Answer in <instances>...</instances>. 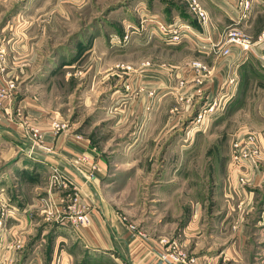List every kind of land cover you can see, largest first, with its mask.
Returning a JSON list of instances; mask_svg holds the SVG:
<instances>
[{
	"label": "rangeland",
	"instance_id": "1",
	"mask_svg": "<svg viewBox=\"0 0 264 264\" xmlns=\"http://www.w3.org/2000/svg\"><path fill=\"white\" fill-rule=\"evenodd\" d=\"M141 1L148 7L172 3L170 12L180 18L179 22H188L181 15L189 14L185 3L176 5L172 0H17L13 3L15 10L4 17L2 50L0 46L5 57L4 71L8 60L20 65L7 68L17 86L16 101H33L42 113L48 117L52 114L81 136L92 160L103 162L98 170L102 174L97 189L104 204L130 233L129 243L119 244L117 250L98 248L85 245L82 237L72 232L64 213L58 218L45 217L41 199L52 190L50 166L35 167L23 146L0 138V242L11 239L6 227L19 225L22 240L15 244L20 254L17 264H31L33 254L45 260L49 247H54L56 233L63 228L70 236L58 240L55 247L72 253L73 264H131L128 246L140 239L132 236L130 226L152 243L174 241L195 258L185 230L193 208L200 210L198 228L211 232V211L219 202L214 197L218 190L213 184L232 164V138L264 127V78L258 74H254L255 78L250 74L240 77L237 94L202 129L194 128L202 98L185 102L187 99H180L179 95L169 101L164 97L158 101L162 105L157 106L156 102L147 108L145 116L130 112L125 102L133 91L128 71L133 64L143 68L162 64L167 68L165 72L172 71L191 59L195 48L186 38L178 44L156 39L137 42L133 39L135 33L123 41L128 27L138 26L142 17L147 19L142 14ZM261 2L253 0L252 16L259 6L264 8ZM12 11L19 13L20 21H6ZM258 18L264 22V11ZM174 19L171 16L164 21ZM241 30L249 38L255 32L251 27ZM114 36L118 42L110 40ZM130 57L138 60L131 62ZM248 64L250 70H257L262 63L252 57ZM177 161L180 163L175 169L173 164ZM236 170L240 173V186L254 189L242 184L243 170ZM263 194L256 197L244 227L247 264H264V231L258 223ZM31 203L34 209L25 214L23 205ZM9 205L19 210L13 212ZM91 214L90 211L89 223ZM139 247L138 244L137 252Z\"/></svg>",
	"mask_w": 264,
	"mask_h": 264
},
{
	"label": "crops",
	"instance_id": "2",
	"mask_svg": "<svg viewBox=\"0 0 264 264\" xmlns=\"http://www.w3.org/2000/svg\"><path fill=\"white\" fill-rule=\"evenodd\" d=\"M70 1L78 2L81 0ZM172 1H175L176 5H180V1L185 3L189 14L187 16L184 12L181 15L187 18L188 22L186 23H197L196 17L189 11L188 0ZM198 1L207 14V25L203 27V32L207 36V40L213 43L221 42L222 35L231 23L232 18V15H228L227 12L222 9L223 3L226 0ZM15 2H17V0H0V43L3 42L2 38L4 37V17L11 10H15L13 7V3ZM141 4H143L141 6L143 12H141L143 15L145 14L147 18H158L163 21L171 16L172 18L175 17V19L178 18V16L176 17L174 13L170 12V9L173 10L174 8L172 3L171 6H165L166 4L164 3H154L151 4V7H148L142 1ZM50 7L52 8V6ZM263 9L264 8L259 6L253 13V16L250 12L251 14H249L238 26V28H240L239 30H241V28L245 30L246 27H251L253 31L257 32L250 35L252 46L249 51L243 52L238 46H230L229 52L222 55L216 51L222 46V43H219L214 49L212 48L213 45L211 49L202 51L193 48L194 52L191 59L168 72H165L167 68L162 64H152L150 66L151 68H143L139 66L138 63L133 64L134 66L130 65L131 69L128 71H131L129 75L130 77L132 76L130 82L133 91L128 95L125 102L130 107V112L145 116L148 113L146 111L147 108L150 106L154 107L156 102L157 106H161L162 104L158 101L164 97L165 101L173 99L175 95L185 97L187 99L185 102L195 101L196 98L199 99L196 93L197 84L194 82L195 74L189 68L192 60H201L210 68V71L207 74H202L201 77L202 83L200 87L204 92V96H216V94L220 92V87L230 78L233 79V82L226 86V105L237 94L240 77H243L244 74H250L251 78H255L254 74H258L260 78H264V39H259V33L261 29L264 28V22L260 21L258 18V14L263 12ZM251 11H253V7ZM164 13H168V15L164 16ZM17 14H19L17 11H12V15H10V18L6 19V21L8 20V23H10L11 20L14 22L16 20L17 22L20 21ZM183 17L181 18L184 19ZM182 21L185 22L184 20ZM141 37V34H136L133 39L138 42V38ZM158 38L159 37L155 35L152 39L161 42L162 40ZM110 40L116 41L115 36L111 37ZM0 46L2 50L3 43L0 44ZM249 55L252 56L249 57ZM252 57L262 63L260 66L257 65V70L249 69L248 63ZM129 60L134 62L138 59L134 60V58L130 57ZM126 62H128V60ZM8 64L10 67H8ZM14 64V62L9 60L8 63H6L7 67L5 74L9 78L11 77L9 76L10 72L8 73L7 68H14ZM15 66L16 68L20 67L19 64H15ZM181 79L187 82L184 88L179 87L178 84L175 83L176 81L179 82ZM168 92L172 95H167ZM262 115L264 116V111ZM50 117L54 116L50 114L48 117L42 113V110L39 109L33 101H25V99L16 101L14 95L11 105L4 106L0 110V138L6 139L8 143L23 146L25 148L24 153L29 155L31 163L35 167H40L42 164L47 167L50 166L51 172L52 169L58 171L64 186L55 183L51 184L52 190H50L51 192L49 193L55 201H57L58 198H64L77 192L82 202L87 203L88 206L91 205L92 214L89 225L82 227L83 229L72 228V232L78 233L82 237L85 245H92L98 248L104 246L109 249L112 248L113 250H117L119 244H124L125 242L129 243L130 233L126 226L115 218L110 208L104 204L102 196L97 189L100 180L99 177L102 172L97 171L95 172L96 175L94 174V178L89 181L85 180L86 173H88L87 166L84 164L75 165L72 163V158L79 155L82 149L73 141L70 130L56 135L51 134L49 131ZM24 120L32 125L38 126L43 131V141L37 147H33L28 136L22 133L26 131L25 126L22 124ZM255 134L257 136V143L264 149V127L257 128ZM90 157L92 160L93 157ZM98 162L102 167L103 162L100 160ZM179 163L180 162L177 161L173 164V168L176 169ZM263 166L264 163L258 165L254 169L247 170V173L244 175L245 177L241 180L244 182L242 184L250 185V187H254V189H247L240 186L241 182L239 183L238 181L240 173L236 170L235 166L233 167V164H231V166L229 164L230 170H228V167L226 172L217 180V183L213 184L218 190V195L215 194L214 197L219 199V202L211 211V232L205 233L207 231H204L203 228H198L200 210L197 206L193 208V215L191 219H189V224L186 225L185 230L187 231L191 253L195 254L194 264L248 263V258L244 251L246 249L245 246L247 247L248 244L244 227L254 209L256 197L258 198L263 194H261V191L264 190V169L262 168V171H258L259 167ZM35 191L36 190H34V192ZM38 193L42 192L39 191ZM172 194L175 193L173 192ZM33 204L34 203L23 205L22 211L25 214H27L28 211L30 213L31 209L35 207ZM8 209L13 210V212L19 210L14 205H11ZM258 223L261 225L259 227H262L264 231V225L259 221ZM5 225L6 223L4 222V226ZM5 229L7 233L11 234V239L0 242V264H17L20 254L19 250L15 248V244L19 243V239L22 240L20 236V227L18 224L15 225V223H13L10 225V228L6 227ZM67 234L69 233L66 232L65 228L57 232L53 239L54 247H49L46 259L43 260L41 255L35 256V254H33L30 258L33 260L31 264H50V259H52L50 262L53 264L54 260L56 262L58 257L60 264H73L75 257L72 253L69 251L67 252L65 248L55 247V243L58 240H66V238L70 236V234ZM262 237L264 238V232L262 233ZM21 245L23 246V242H21ZM136 246L137 242H135L132 247L128 246L127 249V254L131 257V264H163L155 259L147 250L137 252Z\"/></svg>",
	"mask_w": 264,
	"mask_h": 264
},
{
	"label": "built area",
	"instance_id": "3",
	"mask_svg": "<svg viewBox=\"0 0 264 264\" xmlns=\"http://www.w3.org/2000/svg\"><path fill=\"white\" fill-rule=\"evenodd\" d=\"M264 2V0H262ZM253 0H226L223 3L222 9L227 12L228 15H232L231 23L226 28V31L222 35V46L216 50L220 54L224 55L229 52L230 46H238L243 52L249 51L252 46V41L245 33L241 32L238 25L246 19L252 10ZM189 11L196 17V26L179 22V19H174L172 22H166L158 18H140L139 25H131L126 29L122 35V40L129 39L131 34H141L142 37L138 40L152 39L155 35L159 37L163 42L168 44H178L181 41L188 40L198 50L214 49L219 43H213L207 40V36L203 32V27L207 25V14L200 5L198 0H188ZM264 38V29L259 35V39ZM114 41V40H113ZM116 42L117 39H116ZM5 57L3 52H0V110L4 106L11 105L14 98L17 86L12 78H9L5 74ZM264 63V59H263ZM190 70L194 72V82L197 84L196 93L199 99L202 98L203 105L198 111L196 119H194L195 129H202L208 126V120L224 108L226 103L227 91L226 86L233 82L230 78L225 84L220 87V92L216 96L209 97L204 96V92L201 86L202 74H207L210 71L208 65L201 60H192L190 62ZM127 69H130L127 66ZM187 82L181 79L178 82V86L184 88ZM183 97L180 96V99ZM22 124L25 126V133L31 140V145L37 147L43 141V131L24 120ZM69 128L66 123L61 120L50 117L49 118V131L51 134L56 135L62 132H66ZM198 131V130H197ZM73 141L82 149L81 153L72 158V163L75 165L84 164L88 168V173L85 176V180L89 181L94 178V171H100V165L98 162L92 161L90 154L87 153L86 146L80 135L71 132ZM229 157L231 163L241 170L244 175L247 170L256 168L261 162L264 163V149L257 143V136L254 132L244 131L236 135L231 140L229 148ZM242 180V178H241ZM49 187L55 183L57 185L64 186L61 181V177L56 169H52L49 179ZM43 212L48 219L61 217V214L66 215L65 219L70 223L73 229L82 228L88 225L90 208L81 201V198L77 192L72 193L70 196L64 198H58L57 201L49 194L41 199ZM260 222L264 225V206L260 214ZM132 229V236L134 234L139 236V250H147L155 259L163 264H194L195 258L190 256L179 244L176 242H165L162 240L158 243H152L147 238H144L141 234L136 233L135 228ZM135 232V233H134ZM137 249V248H136ZM56 264H60L59 260Z\"/></svg>",
	"mask_w": 264,
	"mask_h": 264
},
{
	"label": "trees",
	"instance_id": "4",
	"mask_svg": "<svg viewBox=\"0 0 264 264\" xmlns=\"http://www.w3.org/2000/svg\"><path fill=\"white\" fill-rule=\"evenodd\" d=\"M192 25H195L196 26V24H192Z\"/></svg>",
	"mask_w": 264,
	"mask_h": 264
}]
</instances>
